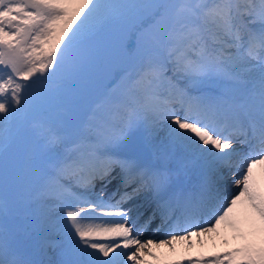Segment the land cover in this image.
Wrapping results in <instances>:
<instances>
[{"label": "snow or ice", "instance_id": "snow-or-ice-1", "mask_svg": "<svg viewBox=\"0 0 264 264\" xmlns=\"http://www.w3.org/2000/svg\"><path fill=\"white\" fill-rule=\"evenodd\" d=\"M262 183L264 0H0V264H264Z\"/></svg>", "mask_w": 264, "mask_h": 264}, {"label": "bare ground", "instance_id": "bare-ground-1", "mask_svg": "<svg viewBox=\"0 0 264 264\" xmlns=\"http://www.w3.org/2000/svg\"><path fill=\"white\" fill-rule=\"evenodd\" d=\"M258 173H259V171H258ZM153 226H155V224ZM152 229H153V227H150L148 229V231L145 232V235H151L152 231H153ZM165 231H167V229H165L164 231H162L160 233H157V236L160 238H163ZM232 234L233 233L230 229H226L222 226L221 231H220V235H214V237L212 239L205 238V244L208 245V244L214 243L216 245L217 240L222 239L224 241L225 238H227L229 241H231L232 240ZM196 245H199V243L197 242ZM196 249L201 250L200 255L201 254H204L205 256L208 255L206 252L202 251L201 247H196V248L194 247L192 249H187L184 244H180V245H177V252L176 253L170 252L167 248L158 250L157 251L158 259L153 260L152 264H163L164 262L169 264V261H171V260L183 258L185 253H189L193 256H198L197 253L199 251L198 250L196 251Z\"/></svg>", "mask_w": 264, "mask_h": 264}, {"label": "rangeland", "instance_id": "rangeland-1", "mask_svg": "<svg viewBox=\"0 0 264 264\" xmlns=\"http://www.w3.org/2000/svg\"><path fill=\"white\" fill-rule=\"evenodd\" d=\"M102 70L103 69H99L98 71L100 72V74H101V72H102ZM101 76H102V74H101ZM224 242H222V240H219L218 241V247L219 248H232V247H234V246H237L238 244H239V242L238 241H233V240H231L230 242H229V244H227V245H224L223 244ZM216 249V248H215ZM221 252H223V249H221Z\"/></svg>", "mask_w": 264, "mask_h": 264}]
</instances>
